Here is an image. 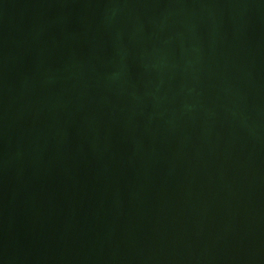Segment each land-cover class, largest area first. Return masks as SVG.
Instances as JSON below:
<instances>
[{"label":"water","instance_id":"obj_1","mask_svg":"<svg viewBox=\"0 0 264 264\" xmlns=\"http://www.w3.org/2000/svg\"><path fill=\"white\" fill-rule=\"evenodd\" d=\"M0 264H264V0H0Z\"/></svg>","mask_w":264,"mask_h":264}]
</instances>
